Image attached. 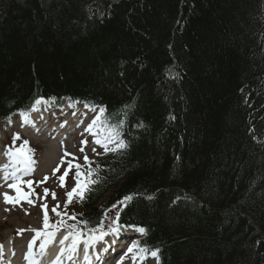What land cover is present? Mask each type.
<instances>
[{"label": "trees", "instance_id": "trees-1", "mask_svg": "<svg viewBox=\"0 0 264 264\" xmlns=\"http://www.w3.org/2000/svg\"><path fill=\"white\" fill-rule=\"evenodd\" d=\"M65 97L128 147L60 220L118 212L157 264H264V0H0V120Z\"/></svg>", "mask_w": 264, "mask_h": 264}, {"label": "rangeland", "instance_id": "rangeland-1", "mask_svg": "<svg viewBox=\"0 0 264 264\" xmlns=\"http://www.w3.org/2000/svg\"><path fill=\"white\" fill-rule=\"evenodd\" d=\"M74 116L75 114H70L67 118L73 119ZM27 117V121H29L31 117ZM82 117L83 116L81 115L79 118ZM23 121H25V119L22 115L15 116L12 118L11 123L6 126V132L3 133L0 131V137H2L0 140L1 142L8 143L6 137L18 135L19 139L26 140L32 145L36 152L34 154L35 163L32 165L34 174L28 180H25L24 185L20 187L19 194L14 189L15 187L10 188L7 184L0 187V238L12 240L15 247L21 246L22 248L23 245H25V241L31 235L35 234L33 229L48 231V229L44 228L43 224L44 209L42 208V205H47L49 224L56 225V219L52 218L53 212L51 209L59 204L60 207L57 210L63 211V208L65 207L64 205L67 201L65 193L71 191V189L76 186L75 165H82L84 163L83 168L80 169V179L81 184L83 185L86 183L88 172L86 170L87 164L85 163L84 156L87 155L88 158H90L92 154L96 153L98 147H100L94 144H89L88 142L87 144H83L81 142L85 141V139L77 136H74V139L71 140L70 144L65 142L64 145H60L57 141L50 139L41 141L39 144L31 143L15 131V129L19 127V123H23ZM81 148L84 149L83 152H81ZM93 149H95V151H93ZM66 153L67 155H65ZM61 160L64 162L61 163ZM69 162L73 167L69 170V175L66 177V186L61 187L59 176L63 175L64 171L68 169ZM58 165L59 171L53 174V170L56 169ZM45 177H48V179L45 180ZM29 181H31V184L28 183ZM46 188L49 190L47 196L44 194V189ZM53 192L56 194V199L52 198L51 193ZM4 193H7L13 198L19 196V203H6L3 195ZM30 193L31 195H29L28 198L32 200L33 203L31 204L23 199L24 195ZM78 197L79 196H74L73 201L67 205L65 210L69 209V206L74 205ZM20 250L18 253H20ZM125 253L122 256L123 264H148L146 262H140L139 260L133 261L132 257H128L129 255H125ZM148 262L153 264V259L150 258Z\"/></svg>", "mask_w": 264, "mask_h": 264}, {"label": "snow or ice", "instance_id": "snow-or-ice-1", "mask_svg": "<svg viewBox=\"0 0 264 264\" xmlns=\"http://www.w3.org/2000/svg\"><path fill=\"white\" fill-rule=\"evenodd\" d=\"M42 101L41 100H37L36 104H40ZM33 110H36L35 108ZM103 109L100 110L101 115L103 114ZM22 117L25 119V121L28 119V117L25 114H21ZM100 117L97 116L96 119L93 120L92 125L89 126L88 129H86V131L91 132L92 131V127L97 123V121H99ZM109 135L107 137H105L104 140L101 139H96L95 143L96 144H100L102 145V147L104 148L105 153L109 152V151H120L122 149H126L128 147V145L123 141L118 139V133L116 131V129L113 128H109L108 130ZM14 139H19V136L17 135L16 137H14ZM81 143L83 144H87V141H82ZM27 144L28 142L25 141L24 144L19 148L16 149L15 151L12 150L11 148H9L7 155L10 157L11 162L14 165H20L21 168H18L17 171L23 170L26 173L30 172L32 170V165L35 163V161L32 159L31 156V149L27 148ZM109 144H114V147H109ZM81 152L84 151L83 148L80 149ZM93 151H95V149H93ZM67 155V153L65 154ZM84 160L85 163L88 165H91L92 161L89 160L88 156L85 155L84 156ZM64 161L61 160V163H63ZM73 167V165L69 162V166L68 169H66L63 173V175L59 176V181H60V186L61 187H65V180L66 177L69 175V170ZM76 168V186L73 187L71 189V191H67L65 193V195L67 196V201L65 203V208H67V205L70 204L73 201V197L74 196H79L80 200L82 201L84 199V194L85 191L89 190L90 186L93 184H96L97 181L91 179V177L95 174V170L92 169L91 167L88 168V172H87V176H86V183L85 184H81V165L76 164L75 165ZM59 171V165L57 166L56 169L53 170V174H55V172ZM13 179H19L18 177H16L15 172L12 173ZM48 177H45V180H47ZM29 184H31V181L28 182ZM10 188L15 187L16 192L19 194L20 193V188L17 187L16 185L10 184L9 185ZM44 194L45 196H47L49 194V190L46 188L44 189ZM4 199L6 203H19L20 197L18 196L17 198H13L10 197L7 193H4ZM31 195L30 194H26L23 196V199L27 200L28 203H33L31 199L28 198V196ZM52 198L56 199V194L53 192L51 193ZM148 199H152V197H148ZM132 200V196H126L124 198V201H121L120 203H124L126 201H131ZM60 207L59 204H57L55 207H53L51 209V211L53 213H55V215L57 217H61L62 213L60 211H58L57 209ZM113 207H115V205H113ZM42 208L44 209V215H43V224H44V228L45 229H49L51 228V231H43V230H36L33 229V231H35L36 235L33 237L32 241L29 243V252L26 256V259H29L30 261L32 260V247L35 245L36 240L38 238H40L41 236L44 237V241L43 243L40 244V248H41V254H44V250L46 248V246L50 243H52L55 238L57 233L59 232V230L61 228H68L71 229V231L67 232V234H65L59 241L61 247V255L64 254V252H68L69 259H72V254L76 253L77 249H78V245L81 242V238L83 233L80 230H77L76 225L75 224H67L66 221H64L63 219H61L60 221H58V223L56 225H50L49 224V216H48V211H47V205H42ZM63 215H67V213H63ZM72 219H75V216L72 217ZM119 213L117 212L116 214V218L113 219L112 223L113 225H116L115 227H111L110 228V232L111 234H113L114 236H119L120 233V227H119ZM102 228V225H101ZM140 233H145V229L144 228H139L137 229ZM91 235H89V237L84 240V244L90 245V244H94L97 241H102L105 236L109 235V232H105L103 230H101L99 232V234H96V229H92L91 230ZM71 238V243H69L67 245V247H63L65 245L66 241H69V239ZM113 243H115V241H113ZM149 252V249L146 247H142L140 246V244L138 242H134L131 244V246H129L127 248V252L125 253V255H129L131 254V257L133 259V261H135L137 259V257H139L140 260H145L147 259V253ZM150 255L152 258L158 259L159 256V249L156 250H152L150 252ZM85 259H87V254H85ZM32 264H38V262L32 261ZM56 264H59V256L57 257V262ZM119 264H123V257H121V260L119 262Z\"/></svg>", "mask_w": 264, "mask_h": 264}, {"label": "bare ground", "instance_id": "bare-ground-1", "mask_svg": "<svg viewBox=\"0 0 264 264\" xmlns=\"http://www.w3.org/2000/svg\"><path fill=\"white\" fill-rule=\"evenodd\" d=\"M81 101H82V103H84V100H81ZM34 108L36 110H33ZM34 108L30 111L29 115H34L40 109L39 106H36ZM14 114L15 113H13V114L9 115L8 117H5L2 120H0L1 126L4 127L5 125H9L11 123V121H12V118L14 117ZM38 115H39V113H38ZM33 120L28 121L27 124L28 125H33L35 127H38V129H40L41 132L44 135L52 134V135H54V137L58 136L59 138H63V137L64 138H69V136L73 134L74 129L77 128V127H79L80 130H82V131H84L86 133H95V132H97L98 128H101V129H103L106 132L107 135H109V132H108L109 127L105 123H103L102 125L95 124L92 127V131L89 132V131H86V129H88L89 126L92 125V124L80 121L78 123V125H75L76 119H74V120L69 119V118H67L66 115H63L60 112H57L56 110H54V108L51 109V110H48L47 112H45L44 115H43V119H38V120L36 119V122L33 121ZM113 123H115V122H113ZM65 133H67V134H65ZM99 148H103L102 145ZM11 165H13L12 162H11V159H8L7 160V165L5 167V170H7ZM69 231H71V230L70 229H66V230L59 231L57 233V235H56L55 240L52 243H50V244H48L46 246V248L44 250V254L48 253L49 258L51 259V262L54 261V260H57L58 256H59V260H64L69 255V253H67V251L64 252L63 255H61L60 250H61L62 246L59 243L60 239L65 234H67V232H69ZM80 231L83 233V235H82L81 242H80L79 246L83 245L84 244L83 241L86 240V238L89 237V235L92 234V233H88V232H86L84 230H80ZM69 243H71V238L69 239V241L65 242V245L63 247H67V245ZM85 246H81L80 248L78 247L77 251H79V256H82L84 254V252H85L84 249L87 248L89 245H87L86 247ZM16 248L20 249L22 247L21 246H17ZM110 248H111V246H110ZM110 248H109V250H110ZM40 252H41V249H40ZM95 254H97V257H99V258L105 257L104 253L103 254H99V253L95 252ZM43 255L41 253L39 255L35 254V258H32V259H34L39 264H42L43 261L45 260L44 257H42ZM78 264H81V263H78ZM82 264H84V263L82 262Z\"/></svg>", "mask_w": 264, "mask_h": 264}]
</instances>
